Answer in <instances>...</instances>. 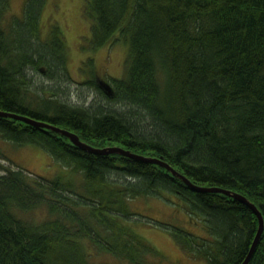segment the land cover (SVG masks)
I'll use <instances>...</instances> for the list:
<instances>
[{
    "label": "trees",
    "instance_id": "1",
    "mask_svg": "<svg viewBox=\"0 0 264 264\" xmlns=\"http://www.w3.org/2000/svg\"><path fill=\"white\" fill-rule=\"evenodd\" d=\"M45 1L28 0L23 17L5 24L9 0H0V111L97 148L162 157L199 186L247 196L264 217V0H88L94 49L118 36L129 44L124 78L82 83L101 94L90 105L70 103L59 27L40 37ZM0 139L39 146L72 176L31 177L4 166L0 148V264H93V253L157 264L158 250L134 230L130 201L167 195L206 234L175 228L190 258L242 264L251 249L259 220L250 207L194 191L159 165L93 154L9 117H0ZM39 208L40 223L21 216ZM249 264H264V232Z\"/></svg>",
    "mask_w": 264,
    "mask_h": 264
},
{
    "label": "rangeland",
    "instance_id": "2",
    "mask_svg": "<svg viewBox=\"0 0 264 264\" xmlns=\"http://www.w3.org/2000/svg\"><path fill=\"white\" fill-rule=\"evenodd\" d=\"M27 1L9 0L5 24H10L13 19L23 17ZM87 1L46 0L40 16V37L42 40L49 39L54 26L59 27L63 35L67 48L66 62L70 78L68 85L70 103L77 105L103 102L99 98L101 94L96 89L83 87L82 83L96 77L102 81L108 78H124L127 73L129 55L128 42L119 36L111 44L94 49L91 36L93 20L87 13ZM47 84L51 83L44 82V85ZM0 148L7 159V161H2L4 166L19 167L31 177L35 175L48 180L64 174L68 178L72 177L69 170H64L60 163L53 160L39 146L32 144L18 146L0 139ZM3 174L0 170V176ZM79 182L80 178L76 183L79 184ZM174 203L177 204L176 208ZM130 206L132 212L139 216L136 221L131 222L134 230L159 252L154 262L157 264H206L203 260L190 258L173 238V231L178 227L198 236H206L201 223H196L189 217L179 199L169 195L165 199L137 198L130 201ZM21 216L33 223H40L47 217V212L45 209L39 208L22 213ZM93 250V248L90 249V251ZM90 261L93 264L120 263L111 255L96 253L91 255Z\"/></svg>",
    "mask_w": 264,
    "mask_h": 264
},
{
    "label": "water",
    "instance_id": "3",
    "mask_svg": "<svg viewBox=\"0 0 264 264\" xmlns=\"http://www.w3.org/2000/svg\"><path fill=\"white\" fill-rule=\"evenodd\" d=\"M0 117H9L12 119L23 121L27 124H30V125H33L36 127H42V128H46L49 130H53L57 133H60L64 137H67L68 139H70V141L75 146L81 148L82 150L93 153V154H97V155L120 154V155L125 156V157L136 159L138 161L159 165V166L165 168L166 170H168L169 172H171L175 177H179L180 179H182L194 191L224 194V195H227V196L247 205L256 214V216L259 220V227H258V231H257L256 236H255V239L253 241V244L251 246V249H250L246 259L244 260V262L242 264H249L251 259L253 258L254 254L256 252V249L259 245V242L261 240V237L263 235V232H264V217H263V214L260 211V209L247 196H245L239 192L228 190V189L221 188V187L199 186V185L193 183L185 175L178 172V170H176L174 167H172L162 157L158 158V157H152V156H144V155L134 153L130 150L124 149V148L119 147V146H108L105 148H97V147H94V146L82 141L80 139L79 135H77L76 133L71 132L67 129H63V128L54 126L52 124H48V123H45L42 121H38V120L33 119L31 117L18 115L15 113L0 111Z\"/></svg>",
    "mask_w": 264,
    "mask_h": 264
}]
</instances>
